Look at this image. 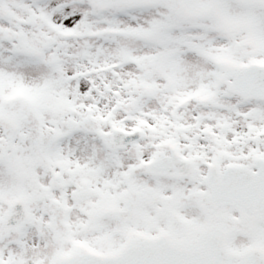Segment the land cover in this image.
Returning a JSON list of instances; mask_svg holds the SVG:
<instances>
[{"label": "snow or ice", "instance_id": "1", "mask_svg": "<svg viewBox=\"0 0 264 264\" xmlns=\"http://www.w3.org/2000/svg\"><path fill=\"white\" fill-rule=\"evenodd\" d=\"M0 264H264V0H0Z\"/></svg>", "mask_w": 264, "mask_h": 264}]
</instances>
